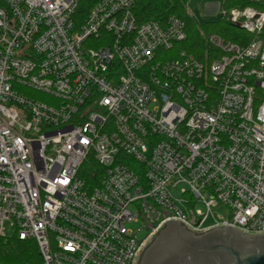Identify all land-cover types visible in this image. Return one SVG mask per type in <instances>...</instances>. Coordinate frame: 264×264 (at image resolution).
Masks as SVG:
<instances>
[{
	"label": "built area",
	"instance_id": "built-area-1",
	"mask_svg": "<svg viewBox=\"0 0 264 264\" xmlns=\"http://www.w3.org/2000/svg\"><path fill=\"white\" fill-rule=\"evenodd\" d=\"M88 1L0 0V237L28 264H137L171 221L264 235V0L225 9L252 41L201 30V58L177 16Z\"/></svg>",
	"mask_w": 264,
	"mask_h": 264
},
{
	"label": "water",
	"instance_id": "water-1",
	"mask_svg": "<svg viewBox=\"0 0 264 264\" xmlns=\"http://www.w3.org/2000/svg\"><path fill=\"white\" fill-rule=\"evenodd\" d=\"M137 264H264V235L233 227L194 233L171 221L142 251Z\"/></svg>",
	"mask_w": 264,
	"mask_h": 264
},
{
	"label": "trees",
	"instance_id": "trees-1",
	"mask_svg": "<svg viewBox=\"0 0 264 264\" xmlns=\"http://www.w3.org/2000/svg\"><path fill=\"white\" fill-rule=\"evenodd\" d=\"M97 0H89L81 6L80 15L85 16L89 8ZM189 0H141L136 8V14L140 23L151 20L160 21L169 16H177L187 24V40L176 48L185 50L189 54L201 58L207 50V43L200 35L203 30L205 34H216L232 43L247 45L255 38L225 19L221 23L211 25H200L189 13L187 8ZM257 0H225V9L256 7ZM40 261L37 244L34 241H22L16 235L10 239L0 237V263L1 264H28Z\"/></svg>",
	"mask_w": 264,
	"mask_h": 264
},
{
	"label": "rangeland",
	"instance_id": "rangeland-1",
	"mask_svg": "<svg viewBox=\"0 0 264 264\" xmlns=\"http://www.w3.org/2000/svg\"><path fill=\"white\" fill-rule=\"evenodd\" d=\"M225 0H189L187 4V8L191 16L200 24V25H211L218 24L224 21L225 16ZM211 34V33H210ZM177 196H181V194H176ZM214 215L222 218L223 220H227L231 216V212L224 207H217L213 209ZM213 219L210 218L207 221V225L212 223ZM126 228L128 230H132L137 233L138 238H142L146 234V230L142 229L141 223H131L127 224ZM142 231H139L141 230ZM4 233L8 238L14 235L12 227L10 224H7L4 229Z\"/></svg>",
	"mask_w": 264,
	"mask_h": 264
}]
</instances>
